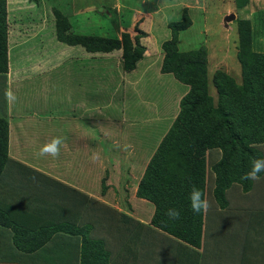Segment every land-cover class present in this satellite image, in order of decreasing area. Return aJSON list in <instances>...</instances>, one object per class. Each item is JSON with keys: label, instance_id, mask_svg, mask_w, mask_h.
I'll list each match as a JSON object with an SVG mask.
<instances>
[{"label": "rangeland", "instance_id": "rangeland-1", "mask_svg": "<svg viewBox=\"0 0 264 264\" xmlns=\"http://www.w3.org/2000/svg\"><path fill=\"white\" fill-rule=\"evenodd\" d=\"M6 3L7 49L13 66H20L26 53L20 44L28 45L27 38L33 30L37 33L32 42L35 57L43 58L46 52L57 51L59 63L65 61L45 87L35 89L42 102H46L43 105L49 109L55 100L60 107L58 111H65L72 102H64L71 94L67 86L78 81L83 84L85 100H90L92 107L89 125L84 122V128L90 127L88 141L91 152H95L89 159L90 191L97 199L118 194L113 205L123 210L132 206L138 217L143 218L150 209L153 211V206L137 198V186L176 119L179 100L187 88L172 73L162 71L163 44L174 38L173 26L182 27L176 34V50L181 58L205 61L207 92L214 105L218 100L213 85L217 72L242 83L238 60L240 34L248 39L253 51L264 53V0H6ZM232 15L234 18L229 20ZM59 19L67 34L92 36L104 43L89 51L81 44L61 41L56 28ZM124 35L142 53L130 72L124 67L121 48L115 47L114 42H121ZM72 47L74 54L62 53L70 52ZM85 53H90V71L85 68L88 61L81 62ZM52 82L57 93L45 91ZM36 101L33 107L40 110L41 101ZM30 102L31 99L26 103ZM0 116H3L1 91ZM75 144L78 145L77 141ZM262 151L264 155V147ZM207 156L208 176L213 179L211 163L218 159L219 153Z\"/></svg>", "mask_w": 264, "mask_h": 264}, {"label": "trees", "instance_id": "trees-1", "mask_svg": "<svg viewBox=\"0 0 264 264\" xmlns=\"http://www.w3.org/2000/svg\"><path fill=\"white\" fill-rule=\"evenodd\" d=\"M6 5V0H0V75L8 71ZM56 24L57 37L67 44H81L90 51L104 43V40L92 36L67 34L66 27L60 25V19ZM180 29V25H174V38L163 44L165 59L162 71L172 73L187 88L179 100L176 119L144 171L136 196L154 207L151 227L175 238L173 240L178 246L194 252L193 248H199L202 241L203 210L193 213L189 194L195 186L206 199L207 184L212 179L208 176L207 154L219 153L218 159L211 163L214 174L211 191L220 208L226 207L227 190L232 185H239L244 192L253 188L254 181L242 180L241 177L251 171L254 160L264 159V53L253 51L248 39L240 34L238 60L242 83L237 84L228 74L217 72L213 85L218 100L214 105L207 92L205 61L202 58L182 59L176 50V34ZM105 41L109 43V40ZM114 42L115 47L123 52L125 69L129 72L134 70L142 58L137 44L133 45L127 35L121 42ZM7 141L8 123L0 117V184L4 186H7L3 180L6 166L16 164L8 157ZM1 185L0 248L5 250L0 252V262L112 264L98 230H83L85 236L82 240L78 235L62 234L60 227L37 225L34 207L41 205L35 202V198L21 193V187L12 196ZM1 189L5 192L1 193ZM169 209L179 210L180 218L171 219L167 215ZM122 217L126 222L131 220L125 214ZM41 230H50V234L51 230H60L61 233L51 238L43 235L36 244L33 239L41 234ZM130 243L128 240V248Z\"/></svg>", "mask_w": 264, "mask_h": 264}, {"label": "crops", "instance_id": "crops-1", "mask_svg": "<svg viewBox=\"0 0 264 264\" xmlns=\"http://www.w3.org/2000/svg\"><path fill=\"white\" fill-rule=\"evenodd\" d=\"M29 35L28 45L20 44L26 51L20 66L12 65L9 54L8 71L0 75L3 107V116L0 117L8 123V157L16 162L6 166L5 191L14 196L16 189L21 187V193L35 198V202L41 205L34 207L35 224L60 227L62 234L78 235L82 240L85 236L83 230H98L112 264H264V173L248 192L239 185H232L227 190L225 208H220L212 195L213 179L208 181L206 200L209 207L203 211L202 241L199 248H193L194 252L178 246L175 238L150 226L154 207L153 211L147 208L148 215L143 218L138 217L132 206L129 211L113 205L118 200L116 193L113 198L105 195V198L97 199L90 191L92 171L89 159L95 152H91V142L88 141L90 127L84 128L90 121V100H85L83 84L78 81L67 86V92L71 94L64 102L72 100L71 107L58 111L60 107L55 100L49 109L43 105L46 102H42L35 89L45 87L65 61L59 63L57 51L54 54L53 51L46 52L45 59L35 57L32 42L37 33L33 30ZM72 49L62 53L74 54L75 49ZM85 54H82L81 62L88 61L85 68L90 71V53ZM53 83L46 92L48 89L56 92ZM8 90L16 96L12 103L5 97ZM30 99L32 102L27 104ZM37 99L41 101L40 110L33 107ZM57 137L62 140L59 155L37 157L41 148ZM123 214L131 220L124 221ZM59 231L51 230L50 234V230H41L33 240L38 244L43 235L57 237ZM128 240L131 242L129 248ZM4 250L0 248V252Z\"/></svg>", "mask_w": 264, "mask_h": 264}, {"label": "clouds", "instance_id": "clouds-1", "mask_svg": "<svg viewBox=\"0 0 264 264\" xmlns=\"http://www.w3.org/2000/svg\"><path fill=\"white\" fill-rule=\"evenodd\" d=\"M5 97L9 103L16 100V96L11 90L5 92ZM61 144V138H54L50 143L45 144L43 148H41L40 155H52L53 157L58 156ZM93 159H96V157H93ZM261 172H264V159H256L253 161L251 171L247 172L243 177H241V179L258 182L260 180L259 173ZM189 200L193 213H200L202 210L207 211L209 207L208 201L203 199V193L195 186L189 194ZM167 215L173 220H178L180 218V212L177 209H169Z\"/></svg>", "mask_w": 264, "mask_h": 264}, {"label": "water", "instance_id": "water-1", "mask_svg": "<svg viewBox=\"0 0 264 264\" xmlns=\"http://www.w3.org/2000/svg\"><path fill=\"white\" fill-rule=\"evenodd\" d=\"M233 18H234V16L232 15V16L229 17V20H230V19H233Z\"/></svg>", "mask_w": 264, "mask_h": 264}]
</instances>
